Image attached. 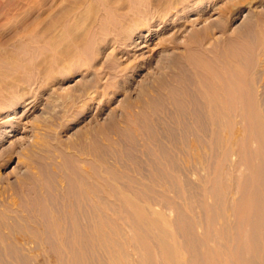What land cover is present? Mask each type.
<instances>
[{
	"label": "bare ground",
	"instance_id": "1",
	"mask_svg": "<svg viewBox=\"0 0 264 264\" xmlns=\"http://www.w3.org/2000/svg\"><path fill=\"white\" fill-rule=\"evenodd\" d=\"M127 1L79 0L63 14L60 31L74 32L73 19L84 11L97 19L98 4L111 20L121 22L128 13L119 10L120 4ZM185 1L183 9L192 4L191 0H181V4ZM157 11L151 13L153 19ZM207 20L193 25H205ZM122 28L116 31L125 36ZM202 34L193 32L190 41L197 47L173 58L174 65L169 67L176 70L172 77L167 75L170 81L163 75L157 78L158 96H144L138 113L125 115L141 125L139 133L131 134L147 139L149 145L158 143L148 152L152 176L139 180L114 172L104 149L94 141L81 146L92 155L90 160H75L76 166L71 165L73 159L71 164V160L65 162L58 166L59 175L50 174L47 164L38 166L46 176L51 201H56L50 206L41 190L44 179L29 174V167L12 187L19 196L14 202L19 211L9 203L0 211V228H10L12 235L19 231L25 242H8V235L4 237L0 230V264H34L39 255L46 259L43 264H264V40L256 41L260 44L256 53L240 42L244 32L222 38L204 33L200 40ZM54 37L45 42L50 49ZM145 43L139 39L123 43V56L138 57ZM184 59L194 73L182 63ZM1 63L17 72L31 65L20 58L0 57L1 74L6 72ZM1 74L0 78L7 77ZM4 97L0 96V105ZM170 106L176 128L162 127V123L167 125L164 116L153 117L158 112L164 115ZM9 118L0 124L9 123L16 132L19 125L13 121L17 117ZM111 126L115 127L114 120ZM163 136L169 138L171 148L166 146L168 141L164 145ZM60 172L66 173L64 186L58 183ZM8 211L17 213L14 221Z\"/></svg>",
	"mask_w": 264,
	"mask_h": 264
},
{
	"label": "rangeland",
	"instance_id": "2",
	"mask_svg": "<svg viewBox=\"0 0 264 264\" xmlns=\"http://www.w3.org/2000/svg\"><path fill=\"white\" fill-rule=\"evenodd\" d=\"M78 1L0 0V57L20 58L31 64L17 72L12 69L8 71L1 63V67L5 68L2 71L6 72L0 74H7V77L0 78V96H5L0 105V121L6 120L8 116L17 117L13 122L15 126H19L15 132V127L11 129L9 123L5 126L0 124V211L9 204H12L16 212L19 211L14 204L19 201V196L15 195L12 187L18 184L29 167V174L44 179L41 190L46 194L47 204L56 205V201H51L53 197L44 183L46 176H42L38 166L47 164L46 169L50 170V174L53 172L59 175L58 166L65 162L71 160V164L73 159L71 165L76 166L80 161L90 160L92 155L83 151L81 146H90L94 141L104 149L105 158L114 172L128 173L139 180L150 178L152 158L148 152L154 151L153 148L158 143L153 141L149 145L147 139L140 136L136 138L141 125L134 118L129 120L125 115L129 112L136 115L144 102V96H158L159 88L155 83L157 78L161 75L167 78L168 74L169 78L172 77L176 69H171L169 64H173V58L181 54L184 56L187 50L197 47L191 43L190 35L200 32L222 38L238 36L244 32L240 42L244 41L243 44L249 46V51L256 50V53L260 45L256 41L260 38L264 40V0H191L192 4L185 9L187 1L182 5L181 0H130L120 4L119 10L126 15L128 13L126 20L121 22L111 20L103 5L98 4L97 9L101 13H98L97 19L84 11V15L73 19L71 31L74 32L60 31L63 14ZM152 10H159L156 12V19L151 15ZM199 19H209V22L205 25H193ZM123 26L125 36L119 34ZM87 32L88 41L85 40ZM203 34L199 37L200 40H203ZM49 36H57L54 37L53 41H56L52 49L45 43L50 39ZM137 39L146 41L147 45L137 53L139 56H123L126 50L123 43ZM202 49L206 50V46ZM52 50H55L57 56L53 57L55 52ZM76 51L79 54L74 57ZM212 54L209 53L213 56ZM184 61L185 59L182 63L192 74L194 69L191 64ZM9 86H13L11 92H7ZM16 102L19 105H15ZM171 112L170 106L164 115L158 112L153 117L156 119L164 116L163 122L167 125L162 123V127L176 128ZM111 120L115 121V127L111 126ZM178 131L182 133L180 129ZM6 133L13 135L8 136ZM166 138L167 136L161 137L165 141L164 145L169 142L166 146L171 148L170 140ZM160 142L163 144L162 140ZM60 173L58 183L61 182L64 186L66 173ZM193 181L198 183L195 178ZM44 187L47 189L44 190ZM11 213L12 211H8V217L14 221L17 213ZM0 230H4V237L8 235L5 238L8 242H25L24 235L20 237L19 231L16 232L18 235L15 232L12 235L10 228L2 227ZM31 246L39 255L35 245ZM44 260L46 261L45 257L39 255L34 264H43Z\"/></svg>",
	"mask_w": 264,
	"mask_h": 264
}]
</instances>
